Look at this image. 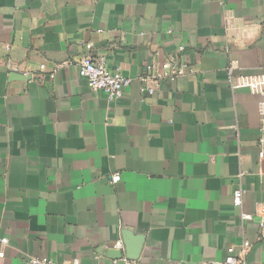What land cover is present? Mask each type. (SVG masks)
Masks as SVG:
<instances>
[{
	"label": "crops",
	"instance_id": "obj_1",
	"mask_svg": "<svg viewBox=\"0 0 264 264\" xmlns=\"http://www.w3.org/2000/svg\"><path fill=\"white\" fill-rule=\"evenodd\" d=\"M86 56L132 79L121 99ZM230 72L264 74V0H0V264H121L126 233L138 264H221L245 240L264 264V96Z\"/></svg>",
	"mask_w": 264,
	"mask_h": 264
},
{
	"label": "built area",
	"instance_id": "obj_2",
	"mask_svg": "<svg viewBox=\"0 0 264 264\" xmlns=\"http://www.w3.org/2000/svg\"><path fill=\"white\" fill-rule=\"evenodd\" d=\"M185 47H180V52L184 51ZM176 59L173 58L171 61L166 62L163 65L164 75L169 79L174 80L180 76H184L190 68L187 64L183 63L181 65L176 64ZM148 70H151V66H146ZM79 75L82 78H85L93 91L103 92L110 100H119L123 97L126 88L132 84V79L126 77L119 70H111L106 65L105 61H95L89 56L84 57L79 64ZM14 73H17V69H14ZM141 81H145L146 77H141ZM228 84L233 91L247 89L254 94L264 96V74L245 76V75H233L231 72L228 74L227 78ZM148 91L149 94H152V90ZM260 137L258 140L259 148V159L264 160V110L261 115L260 123ZM121 181L120 174H115L112 177L113 183H118ZM243 200V192L238 189L234 192V205L236 207L241 206ZM259 228L262 231V237H264V219L262 218L259 222ZM3 244H7L8 240L3 239ZM116 248L118 250L123 249L122 242L116 243ZM252 249V243L250 241H243L238 248L229 247L228 256L225 261L221 264H245L246 258L249 252ZM31 264H59L50 260L48 258H31ZM62 264H80L79 261H74L70 263ZM121 264H138L135 260H128L124 258Z\"/></svg>",
	"mask_w": 264,
	"mask_h": 264
},
{
	"label": "water",
	"instance_id": "obj_3",
	"mask_svg": "<svg viewBox=\"0 0 264 264\" xmlns=\"http://www.w3.org/2000/svg\"><path fill=\"white\" fill-rule=\"evenodd\" d=\"M16 77H23L24 78V76L23 75H21V74H17V73H13ZM29 79V78H28ZM125 236L127 237V238H130V239H132V235L131 234H129V233H126L125 234ZM127 238H124V244H125V246H126V254H125V258L126 259H128V260H137L138 259V257H139V251H140V248H141V246H136V248L134 249V247H132V242L130 243V241L128 242V240H127ZM126 239V240H125ZM134 239H136V240H138V238H134ZM119 254H120V257H122V251L120 250V252H119ZM124 257V256H123Z\"/></svg>",
	"mask_w": 264,
	"mask_h": 264
}]
</instances>
